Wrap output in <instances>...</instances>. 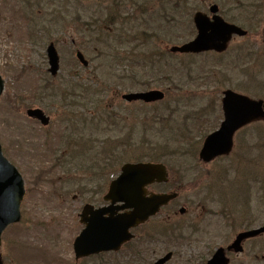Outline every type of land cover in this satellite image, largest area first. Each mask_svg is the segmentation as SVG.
Returning a JSON list of instances; mask_svg holds the SVG:
<instances>
[{
	"label": "rangeland",
	"instance_id": "374dc122",
	"mask_svg": "<svg viewBox=\"0 0 264 264\" xmlns=\"http://www.w3.org/2000/svg\"><path fill=\"white\" fill-rule=\"evenodd\" d=\"M39 1L42 2L43 0H0V75L5 82V90L0 98V144L4 156L22 174L26 186V194L21 207L22 220L19 224L9 227L3 235L0 248L3 264H154L156 260L169 250L175 251V255L168 264H199L197 262L204 259L206 255L203 247L205 239H199L198 245L193 247L183 246L169 239L155 241L149 245L145 243L154 240L151 236L155 235L157 231H154L156 233H150L151 229L160 225V221L165 218L164 216L152 219L150 225L148 224L144 228L142 226L135 230L136 240L132 244L125 246L118 254H105V256L102 255L103 257L94 256L79 261L75 260L73 243L83 229L79 222V214L82 207L87 203L94 204L96 207L104 205L103 196L107 192L110 179L106 177L104 170L96 176L94 174L86 175L87 168L82 166H79V170L71 169L68 175V167L58 159L70 149L68 145L75 138L66 139L72 127L61 122V113L53 108L49 110L48 105H45L47 114L51 118L48 127H43L26 116V110L34 107L29 102L33 99L40 79L36 69L47 66V61L45 60L46 46L43 45V42L51 39L54 31H57L56 26L50 24L44 30L38 29L36 33L34 32V36L31 34L30 19L37 13L38 8L29 10V5L35 2L37 4ZM106 1L108 3V0ZM143 1L145 0L128 1V7H122L123 16L127 20L118 26V30L123 29L126 23H134V20L137 24L144 23V19L141 16ZM197 2L201 4V0H184L188 10L191 7L188 4H196ZM91 6L92 4L88 7ZM34 17L37 18L36 16ZM262 18L264 20V15ZM36 21L41 20L37 18ZM81 25H83V22H78V26L81 27ZM83 29L87 30L86 27ZM61 30L65 31L59 34L55 33L52 40L58 43V52L61 58V75L64 78L66 77L65 75L75 71L76 50L79 49L88 60L95 57V54L91 49L86 51L85 49L84 51L80 49L79 46H82L81 37L79 38L75 34V23L69 21V26ZM145 30L149 31L150 26L146 25ZM75 39L77 44L74 48H71L70 41ZM216 61L221 64L216 57L207 54L197 56V58L191 60L188 58L185 61L186 66L179 64V60H177V72H173L171 69V72L165 73V76L173 78V81L170 82L171 86L175 84L185 85V83L190 85L187 88L185 87V98L181 101L182 107H187L188 111L176 112V115L180 117L172 127L177 128L188 117H203L200 125H204L206 132H208L207 134L211 133L221 123L222 117L219 109L222 92L226 89L240 91V88L247 87L248 93H257L264 97V92L260 90L251 91L250 89H253L252 84L245 79H243L240 87L232 70L228 71L230 79L227 78L225 81L222 74L218 73L220 65ZM243 61L249 64L251 63V58L248 56ZM98 62L94 61L90 65V70L94 69ZM101 71L99 72V81L103 78H114L122 74L121 72L110 73L106 69L103 70V73ZM88 73H85L84 76L87 77ZM124 75H126L125 72ZM148 76L150 80H154L157 74L148 73ZM113 84L124 88L130 82L124 78H114ZM168 85L169 81L164 80L160 87H157L156 84L151 86L153 89L161 90L167 89L166 86ZM136 89H130V92H136ZM115 92L119 93V97L113 100L114 96L110 95L109 106L115 105L116 108L119 107L117 108L118 116L122 113L128 115L125 132L123 134L119 132L121 138L128 134L133 127H149L150 130L154 129L157 132L159 128L162 129L169 125L156 124V118L161 115L160 111H156L145 118V115L141 114L139 104H122L120 96L123 93H128V91L118 89ZM98 100L100 99L98 98ZM24 101L27 102V106L23 105ZM201 106L203 111L194 109ZM133 111L136 113L132 117L131 113ZM147 111L152 112V110ZM143 112L147 113L145 110ZM95 114H98V112L95 111ZM262 129L264 130V122L256 123L244 129L235 138V147L228 159L223 162L215 161L216 163L214 162L208 167L201 168L205 169L210 166L211 168H220L221 165L232 166V164L233 167L238 168L237 154L240 153V150H244L245 157L248 159L251 156L255 160L262 157L258 166L260 171L257 172V175L263 176L264 154H261L262 151H259L258 154L257 151H254V154L250 156L251 151H248L252 147L260 149L264 146V137H252L255 131L258 135ZM94 130L97 132L99 128L95 126ZM133 130L138 131L137 129ZM191 130L189 133L186 132L192 137L191 140L194 143L201 142L204 131H202V136L198 138L195 126ZM116 134H118L117 130ZM178 135L180 133H174V137ZM121 138L112 141L111 147L115 146L117 141L124 140ZM97 140L98 135L96 134L94 136L95 154L99 152ZM176 143L180 144L182 141L177 140ZM199 146L201 147V145ZM85 147L90 150L91 144L89 141ZM248 159L244 160L245 163H240L239 171H245L249 174L255 173L257 164L253 166L245 165ZM121 165L117 167L116 174L119 173ZM172 176L173 174L171 178ZM187 178L189 179L183 181V194L180 201L188 207V216L192 214L193 218H195L196 216H201V205L195 200L196 206H194L192 198L196 196V190L199 189L201 192L205 190L207 181L203 177L194 178V185H191L193 177L189 175ZM233 178L235 176L232 175L230 179ZM98 179H100V183L106 184V187H97ZM71 180L74 186L72 183H68ZM198 184L200 185L196 187ZM256 186L264 187V179H260ZM244 188L245 186L241 185V181H234L230 183L228 192L234 195H241ZM262 193H256L259 196L258 198H262ZM236 195L234 200L237 199ZM254 195V193H251L250 198ZM196 207L199 208L196 209ZM187 232L188 230H185V233ZM219 242L218 240L215 244ZM130 250L140 251V258H133L130 255Z\"/></svg>",
	"mask_w": 264,
	"mask_h": 264
},
{
	"label": "water",
	"instance_id": "95a60500",
	"mask_svg": "<svg viewBox=\"0 0 264 264\" xmlns=\"http://www.w3.org/2000/svg\"><path fill=\"white\" fill-rule=\"evenodd\" d=\"M202 19L204 16L197 14L196 24L199 32L197 39L181 48H173L174 52L200 53L212 49L222 51L225 48L227 39L224 37L229 35L231 27L224 25L219 18H216L217 22L212 25ZM221 40L224 48L219 44ZM48 57L50 72L55 76L59 70V57L53 45L48 49ZM78 58L85 66L87 65L81 54H78ZM3 90L4 82L0 76V97ZM162 98L163 94L156 91L124 96V99L128 101L143 100L148 103ZM262 106V102L252 101L231 91L226 92L223 100L225 121L221 129L208 138L201 157L209 160L214 156L227 153L231 149L232 138L236 131L264 117ZM28 115L37 117L44 124L48 123L39 110L29 111ZM163 175L162 166L143 164L124 166L122 175L112 183L110 192L105 197L106 201H111V205L99 210H94L91 206L84 208L81 222L86 227L74 242L76 259L112 250L118 251L125 242L129 241L132 238L128 233L129 228L145 222L172 199L168 195L145 197L144 187L153 183L156 178L157 181L163 180ZM23 196L22 178L3 157L0 147V245L6 228L21 220L20 204ZM117 203L122 205L116 206ZM126 209H132V212L119 214V211ZM169 258L168 256L158 264H164Z\"/></svg>",
	"mask_w": 264,
	"mask_h": 264
},
{
	"label": "flooded vegetation",
	"instance_id": "af4514ba",
	"mask_svg": "<svg viewBox=\"0 0 264 264\" xmlns=\"http://www.w3.org/2000/svg\"><path fill=\"white\" fill-rule=\"evenodd\" d=\"M258 1L201 0V4L198 2L196 4H188L194 8L184 10L185 14H181L180 16L176 13L179 9V0H157L155 12L158 16V23H161L162 4L164 6H173L170 12L171 16L168 9L164 10V13L167 14L165 17V26L167 28L165 35L161 37L160 46L167 51L173 45L187 41L190 37L194 38L196 33L194 24L195 15L203 13L208 17L209 21H213L214 15L211 13V10L212 6L216 5L218 7L217 15L225 23L244 28L247 35L232 36L226 45L225 51L221 54L214 52L206 54L220 60L221 64L217 62L220 65L218 73L222 74L225 81L227 78L230 79L228 71L232 70L240 87L242 86L243 79H245L252 84L253 89H250L251 91L260 90L264 92V20L262 18L264 9L258 8ZM181 4L186 3L182 2ZM96 12L94 9V14ZM179 28L189 35L182 34L179 37ZM245 50H249V52L244 53ZM174 55L176 54H171V56ZM248 56L251 58V63L246 64L243 59ZM163 58H166V55ZM161 60H157L156 62L159 63ZM174 61L175 59L171 58L170 61L167 60L166 62L173 65ZM226 91L224 90V93ZM235 91L237 93H247V87L240 88V91ZM251 97L256 100H262L264 105L263 96L251 93ZM221 112L222 114L224 113L223 104L221 105ZM256 123L258 122L251 123L250 125L252 126ZM250 125L243 127L240 131L243 132ZM218 171L220 173L219 176H228L233 172L228 168ZM207 175H210V172H207ZM224 180L222 179V181ZM214 198H217L216 193L205 196L207 202L206 205L202 206L203 228L202 222L195 224L196 234L203 230L205 239L203 247L206 252L205 258L199 260L197 263L264 264V231L254 236L248 234L264 228V201L246 199L217 202ZM240 236V242H237ZM218 240L220 242L215 244ZM217 252H219V256L214 259Z\"/></svg>",
	"mask_w": 264,
	"mask_h": 264
},
{
	"label": "trees",
	"instance_id": "16d2710c",
	"mask_svg": "<svg viewBox=\"0 0 264 264\" xmlns=\"http://www.w3.org/2000/svg\"><path fill=\"white\" fill-rule=\"evenodd\" d=\"M83 17H85V18H87L86 20H85V22H87V20L88 19H90L89 17H87V16H83ZM91 37V36H90ZM103 50L104 51H107V48L106 47H104L103 48ZM105 59H108L107 58V55H105L104 56V60ZM109 60V59H108ZM103 82V81H102ZM101 84V86H104V85H108V82H103V83H100ZM99 146H101V145H99ZM83 161V163H84V165H86L87 164V162H89V163H93L94 162V170H96L97 172H101L102 170H105L106 169V163H107V161H108V159H106V158H102V159H98V157H96V158H94V160L92 161V159H87V160H82ZM90 167V166H89Z\"/></svg>",
	"mask_w": 264,
	"mask_h": 264
}]
</instances>
